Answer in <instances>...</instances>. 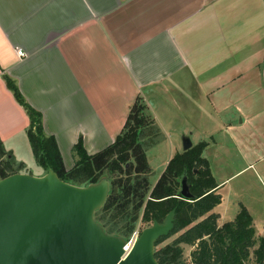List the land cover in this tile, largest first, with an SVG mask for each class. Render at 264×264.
<instances>
[{
  "label": "crops",
  "instance_id": "1",
  "mask_svg": "<svg viewBox=\"0 0 264 264\" xmlns=\"http://www.w3.org/2000/svg\"><path fill=\"white\" fill-rule=\"evenodd\" d=\"M4 77L65 169L79 139L88 155L113 144L140 99L161 134L205 143L209 167L211 150L224 168L242 160L214 179L219 224L233 219L230 179L250 169L264 183V0H0V142L29 127Z\"/></svg>",
  "mask_w": 264,
  "mask_h": 264
},
{
  "label": "trees",
  "instance_id": "2",
  "mask_svg": "<svg viewBox=\"0 0 264 264\" xmlns=\"http://www.w3.org/2000/svg\"><path fill=\"white\" fill-rule=\"evenodd\" d=\"M4 80L29 118L27 137L39 166L78 187L97 183L102 178L109 180L107 200L94 215L107 234L128 241L139 221L147 225L162 223L175 210L173 231L155 244V259L159 264H249L251 254L252 264H264V238H256L252 218L244 207L232 222L219 225V216L213 211L221 203V197L208 162L202 156L205 143L176 153L151 189L150 168L141 141L144 136L160 137V131L145 114L146 106L139 99L131 107L125 126L113 144L88 155L79 139L71 150L73 166L66 170L55 139L44 134L41 115L25 102L14 81L7 77ZM11 159L0 142V164L4 165L0 166V178L18 173ZM184 173L194 197L190 202L180 200V180ZM174 236L171 243L156 249ZM185 248H194L190 263L183 259Z\"/></svg>",
  "mask_w": 264,
  "mask_h": 264
},
{
  "label": "water",
  "instance_id": "3",
  "mask_svg": "<svg viewBox=\"0 0 264 264\" xmlns=\"http://www.w3.org/2000/svg\"><path fill=\"white\" fill-rule=\"evenodd\" d=\"M181 145L182 152L193 147L189 137ZM109 191L107 178L78 187L50 169L40 177L0 178V264H159L155 244L173 231L175 210L143 229L126 251V240L107 234L94 217ZM180 196L194 198L185 173Z\"/></svg>",
  "mask_w": 264,
  "mask_h": 264
},
{
  "label": "rangeland",
  "instance_id": "4",
  "mask_svg": "<svg viewBox=\"0 0 264 264\" xmlns=\"http://www.w3.org/2000/svg\"><path fill=\"white\" fill-rule=\"evenodd\" d=\"M145 111V114L149 115L147 109ZM169 135H163L160 132V137L158 138L154 136H144L143 140L141 141L146 150L147 162L150 168V175L148 176V178L151 184V189L155 186L161 175L164 173L170 159L177 152L175 151V154L173 155V151L171 150V148L176 147L178 148V153H182V138L177 136L175 137V135L172 134ZM194 137L195 139L193 138L191 140L192 144L196 143L197 136L194 135ZM1 144L5 150H8L9 152H11V155H13L11 157V160L13 162L12 165L18 173L30 174L35 177L44 175L45 170L37 164L32 153L30 142L27 137V132L14 135L12 136V138L1 142ZM208 156L212 160L210 165L211 168L209 167V169L213 174V178L215 180L229 178L235 174L234 170H239L243 166L242 160L235 154L229 155V160L231 162L229 163V166L225 168L223 167V161L220 160V157L214 154V150L209 151ZM3 160H6V158H4ZM0 166L4 167L3 164H0ZM72 166L73 160L72 164L69 166V169H71ZM69 169L66 168V170ZM225 189L226 190L223 191L221 190L224 198L221 209L223 210L224 208H227L228 218H233V221L240 213L241 208L244 207L249 215L253 218V226L257 231L256 238H264V183L257 175V172L250 169L243 171L239 175L230 179ZM150 226L151 225L142 224L139 221L134 232H138L140 235L143 229ZM131 236L132 234L129 236V240L126 242L129 243ZM175 237L176 236L167 239L156 249H159L166 244L171 243ZM256 248L257 246H255L253 250ZM193 249L194 248L184 249L183 259L187 263H190V253L193 251ZM253 250L251 249V252ZM252 257L253 255L251 254L249 264L253 263Z\"/></svg>",
  "mask_w": 264,
  "mask_h": 264
},
{
  "label": "built area",
  "instance_id": "5",
  "mask_svg": "<svg viewBox=\"0 0 264 264\" xmlns=\"http://www.w3.org/2000/svg\"><path fill=\"white\" fill-rule=\"evenodd\" d=\"M17 56L23 57L24 53L22 51H17ZM138 237H139L138 232L132 233V236H131L129 243L127 242V246L129 245L131 247L133 245V243L137 240Z\"/></svg>",
  "mask_w": 264,
  "mask_h": 264
},
{
  "label": "bare ground",
  "instance_id": "6",
  "mask_svg": "<svg viewBox=\"0 0 264 264\" xmlns=\"http://www.w3.org/2000/svg\"><path fill=\"white\" fill-rule=\"evenodd\" d=\"M129 248H130V246L128 245V246L126 247V251H128V250H129Z\"/></svg>",
  "mask_w": 264,
  "mask_h": 264
}]
</instances>
